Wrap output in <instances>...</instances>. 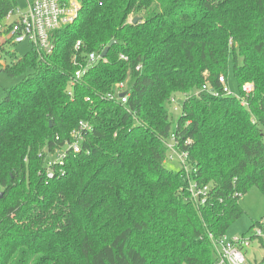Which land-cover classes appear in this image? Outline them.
I'll use <instances>...</instances> for the list:
<instances>
[{
  "label": "trees",
  "instance_id": "1",
  "mask_svg": "<svg viewBox=\"0 0 264 264\" xmlns=\"http://www.w3.org/2000/svg\"><path fill=\"white\" fill-rule=\"evenodd\" d=\"M78 2L50 54L32 47L2 67L24 75L0 99V264L215 263L210 236L243 214L249 188L264 196V0ZM16 6L0 0V22ZM113 40L69 86L74 58ZM230 67L240 95L254 83L246 105L195 94ZM170 133L188 178L165 161ZM188 179L208 185L204 204L189 199Z\"/></svg>",
  "mask_w": 264,
  "mask_h": 264
},
{
  "label": "built area",
  "instance_id": "2",
  "mask_svg": "<svg viewBox=\"0 0 264 264\" xmlns=\"http://www.w3.org/2000/svg\"><path fill=\"white\" fill-rule=\"evenodd\" d=\"M80 7L78 0H28L24 9L16 6L14 9L8 11L4 19L0 22V32L4 35V41L8 40L16 44L17 42L28 40L38 52L50 54L54 48V40L51 38L52 32L67 24H71L77 17ZM80 46L81 41H77L75 43V50H78ZM120 57L126 59L123 55H120ZM101 58L104 57L100 53L89 52L87 53L85 62L81 64L75 57L74 64L77 65V68L69 80V86L74 84L86 72L89 66ZM203 83L198 91L206 92L211 96L232 95L240 99L242 105H246V97L254 90V83L245 81L241 86V95L235 94L230 89L227 78L224 75L217 77L216 83H218L219 87L212 86L206 81ZM116 86L119 88L123 87L122 83H118ZM180 99L175 96L170 98L169 108L172 113H180L182 106ZM116 100L126 104L127 93L118 90ZM71 135L74 137V140L69 147L74 152H77L80 146L81 136L79 132L74 130ZM162 142L166 149L165 161H177V165H179L180 169L185 170L188 178L191 168L186 163L187 152L177 149L178 141L176 135L170 133ZM56 160L61 162L60 156ZM47 173L48 176L52 175L48 171ZM187 181L189 199L196 206L204 204L207 198L208 185L202 186L190 179ZM252 229L253 231L250 236L235 235L233 238H227L224 235L217 239L210 236L216 254V262L213 264H245L243 250L250 247V243L253 240L251 236H253L254 240L258 238L264 239V221H259Z\"/></svg>",
  "mask_w": 264,
  "mask_h": 264
},
{
  "label": "rangeland",
  "instance_id": "3",
  "mask_svg": "<svg viewBox=\"0 0 264 264\" xmlns=\"http://www.w3.org/2000/svg\"><path fill=\"white\" fill-rule=\"evenodd\" d=\"M17 7L24 9L28 0H15ZM0 99L3 98L6 88H9L18 83L24 74L12 77L2 67L11 64L13 61L22 57L32 48L30 41H21L11 43L10 41H4V35L0 34ZM3 39V41H1ZM207 72L205 71L204 74ZM251 82V81H250ZM227 83L233 93L239 94L237 84L232 75L231 67L227 72ZM245 83V82H244ZM198 91V89H197ZM195 91V92H197ZM177 98H181L179 94H176ZM169 111L171 112L170 108ZM172 114V112H171ZM178 113H173L172 126H175L178 120ZM43 149V148H42ZM240 205L243 214L233 222L226 232L227 238H233L235 235H246L250 236L253 229L250 226L255 221H264V196L260 190L253 186L248 189L244 196L240 199ZM250 247L244 256L245 264H264V248L256 240H252ZM247 249V248H245Z\"/></svg>",
  "mask_w": 264,
  "mask_h": 264
},
{
  "label": "water",
  "instance_id": "4",
  "mask_svg": "<svg viewBox=\"0 0 264 264\" xmlns=\"http://www.w3.org/2000/svg\"><path fill=\"white\" fill-rule=\"evenodd\" d=\"M138 19H139V17L135 16V17L131 18V22L135 23ZM114 42H116V40L109 42V44L103 48V50L100 52L102 57H105L107 55L106 52L108 51L109 47L114 44ZM120 95H122V94H120ZM1 196H2V193H0V197Z\"/></svg>",
  "mask_w": 264,
  "mask_h": 264
},
{
  "label": "crops",
  "instance_id": "5",
  "mask_svg": "<svg viewBox=\"0 0 264 264\" xmlns=\"http://www.w3.org/2000/svg\"><path fill=\"white\" fill-rule=\"evenodd\" d=\"M0 34H3V33L0 32ZM0 37H1V35H0ZM1 41H3V39H2ZM225 235H226V234H225ZM248 249H249V248L243 250L244 256L246 255V252L248 251Z\"/></svg>",
  "mask_w": 264,
  "mask_h": 264
},
{
  "label": "bare ground",
  "instance_id": "6",
  "mask_svg": "<svg viewBox=\"0 0 264 264\" xmlns=\"http://www.w3.org/2000/svg\"><path fill=\"white\" fill-rule=\"evenodd\" d=\"M130 21H131V19H130Z\"/></svg>",
  "mask_w": 264,
  "mask_h": 264
}]
</instances>
